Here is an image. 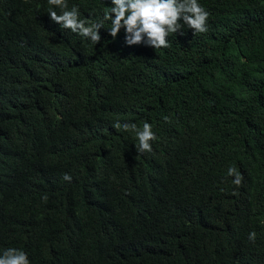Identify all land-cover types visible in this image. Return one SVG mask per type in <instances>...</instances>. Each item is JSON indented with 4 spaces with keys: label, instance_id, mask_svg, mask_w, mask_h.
I'll list each match as a JSON object with an SVG mask.
<instances>
[{
    "label": "trees",
    "instance_id": "1",
    "mask_svg": "<svg viewBox=\"0 0 264 264\" xmlns=\"http://www.w3.org/2000/svg\"><path fill=\"white\" fill-rule=\"evenodd\" d=\"M67 2L89 22L111 6ZM198 2L208 31L153 49L127 46L123 29L113 39L110 21L93 45L50 21L47 0H0V252L30 264H264V0ZM117 121L149 123L153 151L137 154Z\"/></svg>",
    "mask_w": 264,
    "mask_h": 264
},
{
    "label": "clouds",
    "instance_id": "2",
    "mask_svg": "<svg viewBox=\"0 0 264 264\" xmlns=\"http://www.w3.org/2000/svg\"><path fill=\"white\" fill-rule=\"evenodd\" d=\"M49 8L47 14L50 21L60 28L69 30L82 38L90 40L93 45L100 42L99 29L103 28L105 21L111 22L108 34L115 39L121 29L125 32V44L127 46L144 45L153 49H166L171 47L168 37L179 32L184 35L183 29L192 30L193 34H203L208 31V18L210 13L198 2V0H111V6L103 12L99 21H86L80 18L77 5L69 9L67 0H47ZM55 9H59V14ZM170 122L168 117H164ZM113 127L123 129L125 132L135 134L137 154L151 153L152 142L158 137L152 131V126L145 122L142 130L135 123L121 124L115 122ZM228 176L234 177L232 183L241 186L243 175L236 167H229ZM65 181H71L69 174H64ZM47 200V196L43 197ZM92 209L74 210L75 215L88 219ZM62 230L52 235V241L59 246V237ZM142 233L136 232L128 238V244H135L141 239ZM256 233L252 231L248 235L250 242H255ZM72 245L61 248L66 254H70ZM60 247V246H59ZM82 255L89 252L85 243L81 241ZM38 260V259H37ZM0 264H30L28 254L16 248H6L0 252Z\"/></svg>",
    "mask_w": 264,
    "mask_h": 264
}]
</instances>
